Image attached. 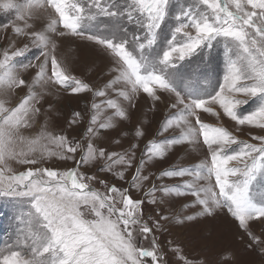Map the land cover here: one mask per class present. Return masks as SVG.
I'll return each instance as SVG.
<instances>
[{
  "label": "snow or ice",
  "instance_id": "6c2138e0",
  "mask_svg": "<svg viewBox=\"0 0 264 264\" xmlns=\"http://www.w3.org/2000/svg\"><path fill=\"white\" fill-rule=\"evenodd\" d=\"M0 8L15 10L16 21L23 23L11 26L14 36L30 41L17 47L14 40L0 50V198L18 206L16 236L0 247V264H166L156 237L167 230L160 221L183 224L194 217L157 214L150 225L147 220L152 218L144 217L145 200L133 199L130 189L142 191L151 178L144 173L175 145L199 144L201 137L207 158L194 172L168 169L156 177L194 179L171 187L153 183L143 193L146 202L169 205L172 196L191 195L201 215L226 209L253 243H260L249 222L264 223V191L256 189L264 182V134H253L255 129L264 130V0H4ZM38 9L51 10L42 31H35L29 22ZM50 34L101 46L112 57L116 75L104 88L94 90L57 58V44ZM218 47L223 50V75L213 84L212 54ZM33 48L38 49L33 59L39 63L25 62ZM192 65L196 79L185 82L182 69ZM32 67L38 71L29 82L20 73ZM49 85L72 95L89 92L104 98L91 104L86 146L43 129L34 137L24 134L43 114L37 105L49 94ZM18 88H27V94L8 107L3 97ZM141 92L154 103L162 94L174 97L170 107L176 111L165 118L157 135L171 128H180V135L149 141L129 187L99 179L101 192L90 183L98 177L82 169L104 161L98 171L125 181L145 132L136 129L137 143L123 152L98 147L93 141L101 130L115 129L129 119L123 102L135 107L133 98ZM249 102L255 107L245 113L241 106ZM221 110L235 123V130L246 127L257 143L202 121V113L221 119ZM80 118L74 113L72 123ZM49 144L59 151L50 150ZM53 157L73 161L75 166L16 172L10 163L37 165ZM201 180L214 183L200 185ZM149 238L150 246H141L140 241ZM180 259L191 264L183 256Z\"/></svg>",
  "mask_w": 264,
  "mask_h": 264
},
{
  "label": "rangeland",
  "instance_id": "374dc122",
  "mask_svg": "<svg viewBox=\"0 0 264 264\" xmlns=\"http://www.w3.org/2000/svg\"><path fill=\"white\" fill-rule=\"evenodd\" d=\"M0 2H4V0H0ZM17 2H24V0H17ZM50 11V9H38L35 12L33 20L29 21L34 25L35 31H42L46 28ZM15 17V10L0 8V50L9 48L14 40H18L17 47L23 46L24 42L30 43L27 38L18 39L14 36L11 26L14 23L20 25L23 23L16 21ZM32 30L30 29L29 31ZM50 35L57 44L55 51L57 58L62 63L68 65L73 75L88 83L94 90L104 88L116 75L112 70V57L101 46L78 37ZM222 51V47H218L212 54V67L214 71L210 79L213 84L217 80L222 79ZM33 53H38V49L33 48L27 54L25 62L32 60L34 63H39L38 61H34ZM195 67V65H192L190 68L182 69L185 82L189 78L195 81L196 77L193 75ZM37 71V68L32 67L27 69V71L21 72L20 75L31 82ZM116 87L122 88L121 85H117ZM48 89L49 94L45 96L40 105H37L42 108L43 114L36 118L32 127L23 130L24 134L34 137L43 129L53 135H65L69 140L80 142L86 146L88 143L87 126L91 115V104L94 99L97 103H100L104 98H94L92 93L89 92L72 95L52 85H49ZM26 94L27 88H18L8 96L3 97V99L9 101L8 107H12ZM110 97L115 99V92L110 91ZM172 99L174 97L162 94V99L154 103L146 94L141 92L133 98L135 107L129 108L128 102H123V106L129 111V119L121 121L115 129L101 130L102 135L93 141V143L109 151L123 152L129 149L131 144L137 143L134 135L135 130L142 129L145 135L139 138L138 141V147L136 148L137 161H134L133 168L125 173V181L116 179L111 173L98 171V167H102L104 161H99L96 166H85L82 169L83 171L89 175L98 177L97 180L90 182L93 188L101 192L104 191V187L99 183V179H107L117 187L128 188L136 164L147 143L154 139L161 141L165 136L174 138L180 135V128H171L163 133V135H157L165 118L176 111L170 107V100ZM254 107L255 105L249 102L247 105H242L241 110L246 113L253 110ZM74 113H80L81 115V118L77 119L76 123H72ZM201 119L204 123L211 126H223L230 131H234V134L241 140L257 143L251 140L246 127L240 131L235 130V123L224 117L222 110L221 119L219 120L209 113H202ZM193 124L198 127L195 125L194 118ZM253 134H264V130L255 129L253 130ZM117 141H120V143L117 144ZM48 147L52 151H59L54 144H49ZM206 153L207 150L202 144V137L199 144L183 143L175 145L163 160L153 162L152 166L144 173L145 175H150L151 178L149 181L144 182L142 191L138 192L135 189H130L133 199L145 200L143 212L145 218H152L147 220L150 225L153 219L158 218L157 214L176 216L178 213H181L183 216L194 217L192 220H185L183 224H177L174 221L171 223L164 220L160 221L161 225L165 226L167 230L157 232L156 237L166 264H184V261L180 259L181 256L190 261L191 264H264V223L260 220L249 222L251 233L260 240V243L257 244L253 243L249 235L239 227L238 222L231 217L226 209L217 210L213 216L201 215L198 208L194 207L195 197L191 195L183 197L172 196L169 198L171 200V204L169 205H152L146 202L143 193L153 183L171 187L183 185L184 182L194 179L193 176L186 175L183 178L157 180V176L165 170L177 168H188L194 172L198 165L206 160ZM79 155L80 153L78 152L77 158H79ZM10 163L16 172L24 171L29 167H47L63 171L75 166L73 161H63L56 157L42 161L41 164L37 165H19L14 161ZM117 169H119V166H117ZM213 183L214 181L207 180L198 182L200 185H207L209 187ZM256 189L257 191H264V182L257 184ZM17 208L18 206L7 198H0V247L15 239L16 224L14 217L17 215ZM150 239L141 240V246L145 248L149 247Z\"/></svg>",
  "mask_w": 264,
  "mask_h": 264
}]
</instances>
